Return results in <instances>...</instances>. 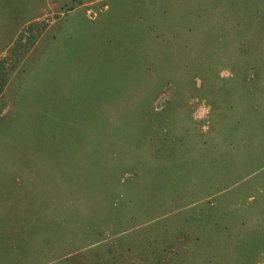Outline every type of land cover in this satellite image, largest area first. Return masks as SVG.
<instances>
[{
  "label": "rangeland",
  "instance_id": "374dc122",
  "mask_svg": "<svg viewBox=\"0 0 264 264\" xmlns=\"http://www.w3.org/2000/svg\"><path fill=\"white\" fill-rule=\"evenodd\" d=\"M67 149L38 184L94 219L0 162V264H264V0H0V155ZM50 226L53 250L7 241Z\"/></svg>",
  "mask_w": 264,
  "mask_h": 264
},
{
  "label": "crops",
  "instance_id": "0c3cea01",
  "mask_svg": "<svg viewBox=\"0 0 264 264\" xmlns=\"http://www.w3.org/2000/svg\"><path fill=\"white\" fill-rule=\"evenodd\" d=\"M184 95V99L186 100V106L185 107H189L191 114H193L194 111L199 110V112H204L205 109L203 106L198 105L197 107H195L193 105V102L200 98V99H204L205 96H196L195 94H192L190 92H183ZM176 113L179 115V111L178 108L175 110ZM195 114V113H194ZM201 114V113H200ZM151 125V123H148ZM86 144V142H85ZM85 145L82 144V142L78 145L75 146L76 147H83ZM89 146V145H88ZM71 150L67 149L65 150V153L62 155L59 154H55V155H51V156H47V155H43L42 160H33L31 156L28 155H24V156H15V155H0V162L1 163H5L6 165L2 166V168H6L7 171H11L14 173V175H12V179L13 182L12 184L15 186V191H17L19 194H23L24 196H27L28 194L31 195L32 192H34L35 190L39 189L41 191H43V195L41 198V201H39L38 206H42V209L45 210L44 208H46L47 204H53V203H47L49 197L52 195L54 197H57V193L60 195L61 197V202L56 206L57 211L59 213V218L62 219H66L68 220V224L72 223L75 226V231L73 232H78V231H85L84 229L87 228L89 226L90 220L94 219V216L92 214H90L91 212V207L90 205V201L89 202H84L83 200H79L77 197L81 196L79 193L77 194L76 198H68V199H64L65 195H67L68 197L72 196L73 194L70 191H66V189H64L63 187H51L49 189H45V186L47 184V182H45L44 187H40L38 182H42L43 183V179L48 181L49 179L52 178V173L55 171L56 174H61L63 171H66V168H60L58 165V160H62V161H66V162H70V161H77V162H81V155L80 156L77 155L78 152H80V149H75V153L74 155H69V153ZM67 153V154H66ZM60 156L62 158H60ZM35 161V162H34ZM65 162L66 166L68 165ZM77 168V166H76ZM6 171V172H7ZM5 172V171H2ZM63 175V174H62ZM49 177V178H48ZM43 178V179H42ZM22 199H25V197H21ZM100 202V201H99ZM102 202V201H101ZM96 204H94L95 207ZM104 204H100L99 206V210L98 212L100 214L104 213ZM29 220H32V218H28ZM34 219V218H33ZM49 221H54L51 220V218H47ZM15 223V221L13 222ZM30 225L28 226H17V228H29ZM49 231V240L45 241L46 238H42L40 235H34L33 237H26V235H22V236H14L13 234H9L7 238V241L12 242L13 244H19L18 242H20V244H22L23 246H25V244H27V246H30L34 249L35 252H39V253H43L44 251H50L51 249L53 250V248L60 242L57 241L59 238L62 237V231L60 230L59 233H56V228L50 226L48 228ZM72 232V231H71ZM72 232V233H73ZM53 235V236H52ZM60 237H59V236ZM21 246H18V248H16L18 251L20 249ZM26 247V246H25ZM42 250V251H41ZM98 251V250H96ZM28 251L26 250L27 254ZM95 253V252H94ZM101 253L103 257L102 259H106L103 260L104 262L111 260L109 259V249H105V251H102ZM23 255V257H26V255ZM120 258L122 259H126V256H120ZM85 257H81L80 260H78L77 264H85ZM118 259V258H116ZM75 264V263H74Z\"/></svg>",
  "mask_w": 264,
  "mask_h": 264
}]
</instances>
